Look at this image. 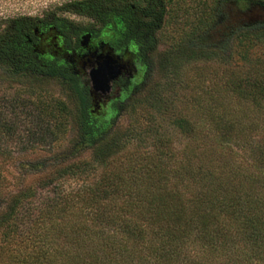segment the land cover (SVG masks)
Listing matches in <instances>:
<instances>
[{
	"label": "trees",
	"instance_id": "trees-1",
	"mask_svg": "<svg viewBox=\"0 0 264 264\" xmlns=\"http://www.w3.org/2000/svg\"><path fill=\"white\" fill-rule=\"evenodd\" d=\"M151 1L86 0L57 9L91 17L84 3L125 13ZM214 1L213 13L199 14L163 60L200 66L191 77L192 113L184 106L169 118L180 148L155 118H133L101 136L105 121L84 118L88 99L75 70L36 59L35 31L57 23L0 18V73L16 82L58 80L78 98L76 122L92 140L88 156L51 167L49 180L10 197L0 212L1 262L264 264V21L239 29L227 55L195 47L190 39L217 16ZM226 1L241 13L254 4L264 9V0ZM61 28L72 45L79 33ZM207 63L215 68L205 87ZM66 178L77 184L66 188ZM44 189L50 194L38 196Z\"/></svg>",
	"mask_w": 264,
	"mask_h": 264
},
{
	"label": "rangeland",
	"instance_id": "rangeland-1",
	"mask_svg": "<svg viewBox=\"0 0 264 264\" xmlns=\"http://www.w3.org/2000/svg\"><path fill=\"white\" fill-rule=\"evenodd\" d=\"M76 1L86 0H0V18L53 19L69 32L79 33L71 42L75 47L81 46V36L88 31L118 47L133 38L143 54L138 63L143 72L110 108L99 134L107 135L124 128L133 118H155L158 126L167 130L174 145L180 148L182 135L169 124V118H174L177 110L184 106L189 107V114L192 113L195 91L191 92L194 86L191 77L200 66L193 61L184 65L187 64L185 58H175L169 67L163 60L168 50L184 42L185 33L197 22L199 14L207 11V7L213 13L215 1L152 0L139 6L131 5L125 13H119L116 7L97 8V5L84 3L83 8L92 12L91 17L57 9ZM237 7L220 0L217 16L210 27L195 33L190 44L216 50L219 56L227 55L239 29L264 21L261 6L250 5L246 13H241ZM214 68L213 63L204 66L205 87L212 84ZM183 78L186 81L183 82ZM157 92L160 96L156 97ZM78 112V98L58 80L16 82L0 73V212L14 194L49 180L51 167L90 154L92 140L81 133L76 122ZM149 141L148 138L145 144ZM64 182L66 188L77 184L70 178ZM44 190L37 195L50 194ZM13 246L16 245L13 243ZM0 264H4L1 259Z\"/></svg>",
	"mask_w": 264,
	"mask_h": 264
},
{
	"label": "flooded vegetation",
	"instance_id": "flooded-vegetation-1",
	"mask_svg": "<svg viewBox=\"0 0 264 264\" xmlns=\"http://www.w3.org/2000/svg\"><path fill=\"white\" fill-rule=\"evenodd\" d=\"M58 27L50 22L49 25H43L42 30L35 31L38 38L34 50L36 58L50 60V64L56 59L58 63L74 69L88 99L84 118L106 121L110 108L120 101L121 95L131 89L133 79L143 72L142 67L138 66L143 58L139 45L133 38H129L126 44L118 47L110 41L96 38L92 31H88L81 36V46L75 47L60 34L62 28ZM105 60L112 65L119 64L121 68L117 76L112 78L107 91L94 90L90 84L89 71ZM96 126L93 125V128Z\"/></svg>",
	"mask_w": 264,
	"mask_h": 264
},
{
	"label": "water",
	"instance_id": "water-1",
	"mask_svg": "<svg viewBox=\"0 0 264 264\" xmlns=\"http://www.w3.org/2000/svg\"><path fill=\"white\" fill-rule=\"evenodd\" d=\"M120 68L121 65H112V63L107 60L98 63L96 68L89 71L91 86L94 90L107 91L110 87L112 78L117 76Z\"/></svg>",
	"mask_w": 264,
	"mask_h": 264
}]
</instances>
